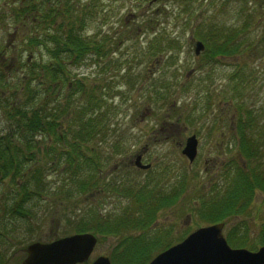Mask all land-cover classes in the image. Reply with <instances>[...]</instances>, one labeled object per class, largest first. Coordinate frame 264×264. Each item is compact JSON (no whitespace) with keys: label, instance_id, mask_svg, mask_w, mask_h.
<instances>
[{"label":"rangeland","instance_id":"1","mask_svg":"<svg viewBox=\"0 0 264 264\" xmlns=\"http://www.w3.org/2000/svg\"><path fill=\"white\" fill-rule=\"evenodd\" d=\"M7 1L0 0L2 16L12 6L5 5ZM94 16L88 20L86 34L98 41L105 38L109 51L96 62L87 60L73 67L71 79L82 78L88 86L96 82L113 88L116 110L110 115L112 128L126 140L107 170L113 164H127L147 147L143 162H151L156 171L167 167L179 174L188 167L190 175L194 174L192 181L185 184L180 200L161 210L155 221L158 232L169 227L170 237L177 240L183 233L211 224L199 212L216 198L212 188L218 197L225 192L221 174L228 167L231 177L227 181L231 185L237 171L236 163L230 165L236 155L237 122L243 119L249 125L244 130L254 136L258 135V127L264 132V0H160L152 5L149 0H101ZM11 22L8 18L0 26ZM5 32L1 31L0 43L6 39ZM160 32L166 42L154 47L153 36ZM230 33H234L231 37L235 40L229 37V42H242L241 50L211 54L216 43H224ZM194 40L205 43L204 52L198 56L193 52ZM34 51V61L39 63L41 51ZM4 128L6 123L0 115V130ZM191 134L198 139V156L188 165L181 147ZM243 158L242 163L254 162ZM38 159L45 165L41 154ZM258 163L264 165V152ZM223 165L226 166L220 169ZM135 172L130 177L142 179L147 175ZM63 176H47L48 197L36 205L32 218L4 219L3 204L11 199L4 198L7 179L0 181V250L4 264L20 263L25 247L33 241H52L70 234L72 227L67 219L86 214L90 200L83 194H56ZM263 199L257 193L248 214L230 218L224 235L226 229L236 225L238 233L246 234L249 244H261L258 232L264 222ZM105 200L95 204L102 212H115L116 206L119 212L127 204L126 199L115 196ZM116 242L115 236L101 237L88 261L108 254Z\"/></svg>","mask_w":264,"mask_h":264},{"label":"trees","instance_id":"2","mask_svg":"<svg viewBox=\"0 0 264 264\" xmlns=\"http://www.w3.org/2000/svg\"><path fill=\"white\" fill-rule=\"evenodd\" d=\"M100 1L26 0L12 10L13 20L20 23V44L13 37L17 59L13 66L0 63V115L6 123V128L0 130V181L7 179L4 198L11 199L3 204L4 219L32 218L36 205L48 197L47 176L62 173L56 194L69 196L77 192L90 200L85 215L67 219L71 233L115 236L117 242L108 253L112 264H146L187 234L176 240L170 237L171 228L158 232L154 226L159 212L180 200L194 174L190 175L187 166L179 174L167 167L156 171L155 166L143 171L147 175L138 179L130 175L140 170L122 164L102 174L126 140L112 128L110 115L116 110L113 88L96 82L88 86L82 78L71 79L73 67L87 60L96 62L109 51L105 38L98 41L86 34L88 20L95 17ZM233 35H228L226 43L237 52L241 42L231 44L229 37ZM162 41L163 33H155L153 46H160ZM34 49L41 51L39 63L34 61ZM226 51V44H216L212 53ZM24 52L32 62L20 61ZM248 126L243 119L236 124L238 154L255 162L246 164V169L238 163L231 185L227 181L229 172L222 174L225 192L218 197L212 188L216 198L198 211L208 223L228 222L234 215L248 214L254 192L264 193V165L258 163L264 152V132L255 126L258 135L249 136L244 132ZM39 154L45 158V165L40 164ZM107 196L126 199L127 204L119 212L116 206L112 212L116 214L102 212L95 204L105 203ZM259 226L263 245L264 222ZM237 229L236 225L226 229L230 245L257 247ZM0 264H4L1 250Z\"/></svg>","mask_w":264,"mask_h":264},{"label":"water","instance_id":"3","mask_svg":"<svg viewBox=\"0 0 264 264\" xmlns=\"http://www.w3.org/2000/svg\"><path fill=\"white\" fill-rule=\"evenodd\" d=\"M156 1V0H153ZM203 49L201 42L195 43V53ZM195 135L188 137L182 148V154L189 162L197 155ZM133 164L147 169L138 154ZM224 223L200 227L181 242L157 254L148 264H264V246L257 251L244 248H231L222 235ZM97 237L91 233H78L50 242H34L26 249V256L19 264H77L87 262ZM91 264H111L107 255H100Z\"/></svg>","mask_w":264,"mask_h":264},{"label":"flooded vegetation","instance_id":"4","mask_svg":"<svg viewBox=\"0 0 264 264\" xmlns=\"http://www.w3.org/2000/svg\"><path fill=\"white\" fill-rule=\"evenodd\" d=\"M21 3H23V1ZM3 57H4L3 53H0V63H2V62L4 63ZM27 62H31V57L27 58ZM142 159L144 160V155L142 156ZM128 164H129V161H128ZM205 170H208V169H205ZM105 175H107V174L105 173L104 176Z\"/></svg>","mask_w":264,"mask_h":264},{"label":"bare ground","instance_id":"5","mask_svg":"<svg viewBox=\"0 0 264 264\" xmlns=\"http://www.w3.org/2000/svg\"><path fill=\"white\" fill-rule=\"evenodd\" d=\"M173 245H175V243H172L171 245H169L168 248L172 247Z\"/></svg>","mask_w":264,"mask_h":264}]
</instances>
